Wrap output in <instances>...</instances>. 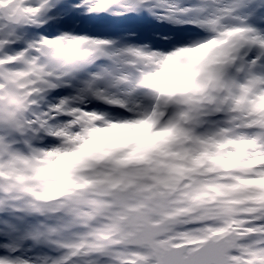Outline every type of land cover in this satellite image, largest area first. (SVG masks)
<instances>
[{
    "label": "snow or ice",
    "instance_id": "obj_1",
    "mask_svg": "<svg viewBox=\"0 0 264 264\" xmlns=\"http://www.w3.org/2000/svg\"><path fill=\"white\" fill-rule=\"evenodd\" d=\"M0 264H264V0H0Z\"/></svg>",
    "mask_w": 264,
    "mask_h": 264
}]
</instances>
